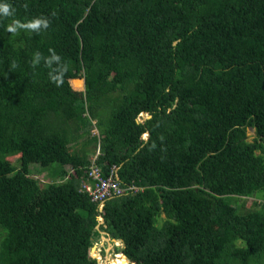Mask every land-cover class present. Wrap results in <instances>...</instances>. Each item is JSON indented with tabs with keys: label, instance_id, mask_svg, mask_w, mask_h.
I'll list each match as a JSON object with an SVG mask.
<instances>
[{
	"label": "trees",
	"instance_id": "1",
	"mask_svg": "<svg viewBox=\"0 0 264 264\" xmlns=\"http://www.w3.org/2000/svg\"><path fill=\"white\" fill-rule=\"evenodd\" d=\"M5 2L0 264H97L100 231L133 264H264V0ZM92 166L123 192L92 201Z\"/></svg>",
	"mask_w": 264,
	"mask_h": 264
},
{
	"label": "clouds",
	"instance_id": "2",
	"mask_svg": "<svg viewBox=\"0 0 264 264\" xmlns=\"http://www.w3.org/2000/svg\"><path fill=\"white\" fill-rule=\"evenodd\" d=\"M24 7L27 8L28 5L25 4ZM14 12L15 10L13 9L11 4L6 2L0 3V17L3 18L12 17L14 15ZM52 15H55V13H53ZM49 27H50V20L48 18L35 17L26 22H21L18 19H13L11 23L6 25L5 30L8 33L15 36L18 35L21 31L40 33L41 31L47 30ZM49 52L50 55L48 57H44L42 53L38 51L35 52L33 54L31 65L33 68H36L41 63V61H43L45 66L52 69L53 64H56L57 67L49 72V78L51 82L59 85L60 83H62L63 76L69 70V68L67 64L61 62V57L55 53V50L50 49ZM16 66L17 65L13 63L12 67L15 68Z\"/></svg>",
	"mask_w": 264,
	"mask_h": 264
},
{
	"label": "rangeland",
	"instance_id": "3",
	"mask_svg": "<svg viewBox=\"0 0 264 264\" xmlns=\"http://www.w3.org/2000/svg\"><path fill=\"white\" fill-rule=\"evenodd\" d=\"M78 80H79L78 84L75 81L73 82V87L79 90V89H82L84 84H83L82 79H78ZM142 114L145 115V113H142ZM93 133H97V130L94 129ZM248 133L250 135L252 131L249 130ZM96 152H97V148H96ZM15 156H16L15 153H13L11 156H7V157L9 159H13ZM92 156L94 157V154H92ZM250 204H251V201L250 199H248L246 201V206ZM101 221L102 220L100 218L99 222ZM104 236L110 238L108 235L105 234L104 231H100V237L94 241L90 249L91 254L97 259V264H119L118 261L119 259H122V258L125 259L124 264H133L132 262H129L127 258H125L124 255L120 251H118L119 248L122 246V243L120 240L116 239L108 243V241L104 238ZM117 247L119 248L117 249Z\"/></svg>",
	"mask_w": 264,
	"mask_h": 264
},
{
	"label": "built area",
	"instance_id": "4",
	"mask_svg": "<svg viewBox=\"0 0 264 264\" xmlns=\"http://www.w3.org/2000/svg\"><path fill=\"white\" fill-rule=\"evenodd\" d=\"M88 175L91 178V182L85 183L83 186L89 192L92 201L102 204L106 199L123 192V189L113 178L110 176L105 178L96 166L91 167Z\"/></svg>",
	"mask_w": 264,
	"mask_h": 264
},
{
	"label": "water",
	"instance_id": "5",
	"mask_svg": "<svg viewBox=\"0 0 264 264\" xmlns=\"http://www.w3.org/2000/svg\"><path fill=\"white\" fill-rule=\"evenodd\" d=\"M106 234V233H105ZM104 238L108 241V243H110V241H114V240H116V239H114V238H108V237H105L104 236ZM124 257H126L125 255H124ZM127 258V257H126ZM128 260V259H127Z\"/></svg>",
	"mask_w": 264,
	"mask_h": 264
},
{
	"label": "bare ground",
	"instance_id": "6",
	"mask_svg": "<svg viewBox=\"0 0 264 264\" xmlns=\"http://www.w3.org/2000/svg\"><path fill=\"white\" fill-rule=\"evenodd\" d=\"M121 257H122V256H121ZM120 260L123 261V262L125 261L124 259H123V260H122V259H119V261H120Z\"/></svg>",
	"mask_w": 264,
	"mask_h": 264
}]
</instances>
